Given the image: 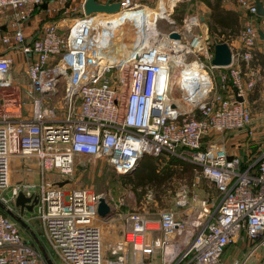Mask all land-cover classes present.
Segmentation results:
<instances>
[{"label": "built area", "instance_id": "obj_1", "mask_svg": "<svg viewBox=\"0 0 264 264\" xmlns=\"http://www.w3.org/2000/svg\"><path fill=\"white\" fill-rule=\"evenodd\" d=\"M112 1L120 2V11L138 6L131 0ZM234 1L242 19L239 46H230L231 64L216 67L200 11L188 14L180 26L171 21L172 28L159 35H166L163 43L139 42L127 61L107 64L101 54L107 41L100 28L104 21L97 15L109 14H84L85 0H0V29L7 21L12 26L0 32V44L21 54L29 81L24 95L30 98L25 117L11 121L5 110L0 117V200L14 202L20 190L37 196L32 210L17 213L25 221L27 213L40 219L42 236L62 264H225V249L239 237L256 242L255 247L264 245V152L254 166L241 165L224 143L209 141L251 120L247 94L253 82L245 80L241 65L248 66L261 41L264 15L257 14L255 0ZM44 4L53 12L82 15L66 33L58 22L48 21L28 38L32 13ZM171 31L180 37H169ZM9 52L0 53V87L13 83L15 58ZM189 53L202 73L181 80L178 71L192 63L184 59ZM60 79L65 82L58 107L48 105ZM16 148L33 158L41 173L60 175H70L80 155L105 160L117 174H127L141 155L166 153L197 165V176L219 196L212 207L210 197L179 187L174 208L158 210L162 235L149 237L150 215L143 207L122 210L116 205L113 214L101 217L97 204L102 195L85 187L11 185ZM98 218L119 222L107 251ZM169 230L178 231L181 240L169 238ZM168 242H174L171 248ZM0 264H46L45 254L23 236L19 222L1 210Z\"/></svg>", "mask_w": 264, "mask_h": 264}, {"label": "rangeland", "instance_id": "obj_2", "mask_svg": "<svg viewBox=\"0 0 264 264\" xmlns=\"http://www.w3.org/2000/svg\"><path fill=\"white\" fill-rule=\"evenodd\" d=\"M131 1L133 4H138V9L142 8L144 5L157 8L159 2V0ZM170 1L171 0H167L168 4ZM199 4L198 0H175L171 10L167 13V17L162 19L159 18L153 30H157L159 33H166L172 28V25H174L171 21L180 26L184 17L201 10ZM183 9L184 16L181 22H178L172 17V14L179 15ZM203 9L207 14L205 7H203ZM36 11L40 13V9ZM51 13L53 14V18L46 15L42 16L43 14L41 15L44 21H39V26L48 21L58 22L61 33L68 32L74 19L82 15L81 11ZM108 33L111 34V37H107L104 51L101 54L105 57H116V59L123 54L126 55L128 51H131L140 42L142 37L140 26L130 22L114 30H110ZM121 47H124L122 48L124 49L123 53ZM195 58L194 54L189 53L184 59L186 62L191 63L195 61ZM217 70L218 69L215 70V74H217ZM242 71L245 80H251L253 85L257 81H261L259 85L260 90L257 94L255 91L252 92V95L255 96L252 98V101L248 99L250 89L247 94V100L251 109V120L243 129L226 133L223 137H212L209 141L224 143L226 150L235 155L241 162V165L252 163L254 166L258 157L264 152V74L262 71L258 73L251 68L249 64L246 68L244 66ZM11 73L15 79V83H12L9 87H0V115H2L5 110L12 118L14 117L13 115H16L14 112V105H21V115L25 116L29 113L28 111L30 108V98L24 95L26 91L25 88H28L29 81L24 74L23 64L20 59H16L12 66ZM122 73H126V66L123 67ZM64 82V79H60L56 93L48 98V105H56L58 107L57 102L63 95ZM50 174L47 177H52L50 180L52 181L53 179V181H56L55 183L67 180V183L63 186L67 189L72 187H85L89 191L100 193L112 205L111 214H113V207L116 205H120L122 210H140L143 207L144 210L149 212L150 218L157 219L159 209L168 207L174 208L176 200L175 192L179 187H187L189 191L197 193L200 197H210L213 202L212 207L216 205L219 196L216 188L202 177H198L196 172L194 173L191 185L185 184L183 178L173 177L168 187H164V185L162 187H155L151 184H146L144 187H131L128 178H122L105 160L94 159L88 155H80L77 157L74 169L70 175H60L54 172ZM48 183L49 185L52 184H50V182ZM8 189L9 188L6 190ZM120 202L122 203L120 204ZM0 209L12 219L16 220L9 214V211H12L14 214L18 215L19 206L15 205L14 202L8 201L6 203L0 200ZM24 218L30 219L26 221L29 227H24L19 223L22 234L26 238H31L33 244L45 254L46 264H49L47 259H49L52 264H62L60 259L53 253L51 246L42 236V224L40 219L37 218L34 213H27ZM97 223L101 225L103 230V244L106 249L113 242V239L117 238L118 229L116 225L118 223L113 221L114 224H110L106 219L102 218H98ZM152 225L155 224H151V222L148 223L149 227ZM177 233L178 231L169 230L167 236L169 238H179V240H181V236ZM36 238L39 241L36 240ZM173 243L174 242H168V248H171ZM255 245L256 242L249 241L244 237H239L227 246L223 253L222 261L225 264H264V245L259 247H255Z\"/></svg>", "mask_w": 264, "mask_h": 264}, {"label": "trees", "instance_id": "obj_3", "mask_svg": "<svg viewBox=\"0 0 264 264\" xmlns=\"http://www.w3.org/2000/svg\"><path fill=\"white\" fill-rule=\"evenodd\" d=\"M203 2L209 9V20L207 22L209 41L218 43L223 42L230 37L237 36L241 31V23L239 21V14L232 10H225L221 6L222 0H198ZM184 16V9L179 14H172V17L181 22ZM251 68L260 67V72L264 74V55L255 52L253 58L249 61ZM242 67L245 63H242ZM261 81H257L251 87L248 99L252 101L254 95L252 92L260 90L259 85ZM139 165L134 170L127 174H119L122 178H128L131 187L145 186L146 184L154 185L155 187H168L170 180L173 177L183 178L185 184L191 185L194 178V173L198 170V166L194 163L182 160L178 157L162 153L154 156L144 154L139 160ZM2 212L3 210L0 209ZM39 241V240H38Z\"/></svg>", "mask_w": 264, "mask_h": 264}, {"label": "crops", "instance_id": "obj_4", "mask_svg": "<svg viewBox=\"0 0 264 264\" xmlns=\"http://www.w3.org/2000/svg\"><path fill=\"white\" fill-rule=\"evenodd\" d=\"M99 1H103V0H99ZM167 1V0H166ZM263 3V7H264V1L260 0ZM199 7H200V12H202V16L203 17H207V19L205 21H203L205 23V27H203V32L206 33V35L209 38V33H208V26H207V22L209 20V9L207 8V6L203 3L199 1ZM221 6L225 9V10H232L235 11L236 13L239 14V21L241 23L242 26V19H241V15H240V11L235 3L234 0H222L221 1ZM203 7H205V9L207 10V14L204 12ZM37 9H40V13H38V11H36ZM53 12L50 9V6H44L42 5L41 7H37L34 9L32 16L30 18L28 27L26 29V33L28 34V38H32L36 36V33L38 32L40 26H39V21H44L43 18L41 17L46 15L49 16L50 18H53V14L51 13ZM48 19V18H47ZM44 24V23H43ZM12 29L11 24L9 23V21L6 22V24L1 26L0 32L1 33H5V32H9ZM211 41V39H210ZM223 42H227L229 46H233V47H238L239 46V42H238V35L235 37H230L229 39L223 41ZM213 43V42H212ZM215 44V43H213ZM8 49L4 48L1 44H0V53L3 52H9L7 51ZM255 52H259L262 53L264 55V39L261 38V41H259ZM9 54L13 55L16 59H20V61H22V57L21 54L19 53L18 50H12L9 52ZM19 54V55H17ZM15 63V62H14ZM243 68V67H242ZM246 68V66H245ZM220 70V69H218ZM217 70V72H218ZM255 71H257L258 73H260V67L254 68ZM12 75V73H11ZM12 80L13 83H15V79L12 75ZM14 112L16 115H13L14 117L11 118V116L9 115L8 119L11 121H17L20 120L21 118L25 117L21 115V105H14ZM19 107V109H18ZM1 117V115H0ZM230 153V152H229ZM231 154V153H230ZM50 173H41L40 169L37 167L35 161L33 158L31 157H23L19 152L18 149L16 148L14 150V153L12 155L11 158V177H10V183L11 185L17 184V183H35L38 186L45 184L46 186L49 185L48 182H50V184H54L56 181H52L50 180V178L52 177H47ZM52 175V174H50ZM51 184V185H52ZM20 210V208H19ZM29 212V211H28ZM149 222H151V224H155L149 227V231H148V235L149 237H154V236H158V235H162V230L160 228V223L158 218L157 219H153L150 218ZM119 223V222H118ZM118 225V224H117ZM29 227V224H28ZM160 230V231H159ZM31 240V238H29ZM36 240H38L36 238ZM32 242V240H31ZM33 243V242H32Z\"/></svg>", "mask_w": 264, "mask_h": 264}, {"label": "bare ground", "instance_id": "obj_5", "mask_svg": "<svg viewBox=\"0 0 264 264\" xmlns=\"http://www.w3.org/2000/svg\"><path fill=\"white\" fill-rule=\"evenodd\" d=\"M175 0H171L168 4L166 0H159L157 4V8H151L149 6H142V8L138 9L139 7L135 9H126L122 11H118L112 14H109L107 16L97 15L98 17H102V21L105 23H100V28L102 31H104L106 37L110 38L111 34L108 33L110 30H114L119 26L124 25L125 23H136V25H139L142 30V37L140 39V43H143L145 45H151V44H157V43H163L165 40V36L162 37L159 36L160 33L157 30H153V27L156 26V23L158 19L166 18L167 13L171 10V7L173 5V2ZM168 4V5H167ZM118 19V20H117ZM151 29V31H150ZM171 42V41H170ZM196 47H200V41H195L192 43ZM181 50L184 48L181 46ZM124 47H121L122 53L124 52ZM129 51L123 55H121L119 58L116 59V57H105V60L103 62L109 63H115L120 60H126L127 55ZM182 56L181 53H177L175 57L179 59ZM127 61V60H126ZM180 72V75H182L181 80L183 79H189L192 77H200V74L202 73V70L199 69V66L196 65L195 62H192L191 65L185 66L183 70L178 71ZM186 72V73H185ZM188 72V73H187ZM174 73V75H176ZM175 79L178 80V75L175 76Z\"/></svg>", "mask_w": 264, "mask_h": 264}, {"label": "water", "instance_id": "obj_6", "mask_svg": "<svg viewBox=\"0 0 264 264\" xmlns=\"http://www.w3.org/2000/svg\"><path fill=\"white\" fill-rule=\"evenodd\" d=\"M45 6V4H44ZM255 7L257 14L264 15V7L263 3L260 0H255ZM120 10V2L119 1H112L107 0L105 2H99L97 0H85L83 4V12L86 15L90 14H97V13H106V14H112L115 12H118ZM207 17H201V21H205ZM260 38L264 39V32L261 30L259 31ZM169 37L171 38H179L180 35L176 31H171L169 33ZM138 57V54L136 55V58ZM232 61V52L230 49V46L227 42H218L213 44V58L211 60V63L215 65L216 67H225L231 64ZM239 100H242V98L238 97ZM143 155L140 156L138 161L135 164L134 169L138 165L139 160L141 159ZM232 157L229 156L228 159H231ZM67 183V180L57 182L56 184L59 186H63ZM37 200L36 195H26L23 191H19L18 194L15 197L14 203L15 205L19 206L20 211L23 212L24 208L28 210H32L34 202ZM97 204V213L101 217H106L111 214V208L109 204L106 202L105 198L103 196L99 197ZM9 214L14 217L21 225L24 227H28L27 222L20 216L14 214L12 211H9ZM48 260L49 264H52V262Z\"/></svg>", "mask_w": 264, "mask_h": 264}]
</instances>
